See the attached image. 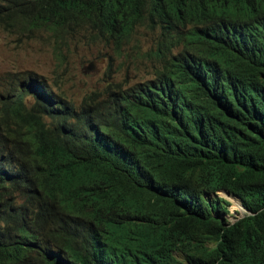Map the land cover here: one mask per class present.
<instances>
[{
  "label": "trees",
  "instance_id": "trees-1",
  "mask_svg": "<svg viewBox=\"0 0 264 264\" xmlns=\"http://www.w3.org/2000/svg\"><path fill=\"white\" fill-rule=\"evenodd\" d=\"M138 27L163 61L144 82L76 106L0 77V264H264V0H0V28L45 34L59 65Z\"/></svg>",
  "mask_w": 264,
  "mask_h": 264
},
{
  "label": "rangeland",
  "instance_id": "rangeland-1",
  "mask_svg": "<svg viewBox=\"0 0 264 264\" xmlns=\"http://www.w3.org/2000/svg\"><path fill=\"white\" fill-rule=\"evenodd\" d=\"M158 32V29L138 27L131 42L120 53L112 46L80 36L63 50L65 62L59 65L53 45L45 34L25 39L0 28V77L8 73L31 72L77 106L85 95L103 91L109 84L128 87L153 78L163 65V61L154 55ZM90 65L92 68L86 70ZM220 196L230 203L228 220L235 221L240 215L234 208L240 204L224 193Z\"/></svg>",
  "mask_w": 264,
  "mask_h": 264
},
{
  "label": "clouds",
  "instance_id": "clouds-1",
  "mask_svg": "<svg viewBox=\"0 0 264 264\" xmlns=\"http://www.w3.org/2000/svg\"><path fill=\"white\" fill-rule=\"evenodd\" d=\"M221 193H224L225 195H226V197H230V198H233V199H235L240 205H238V207H235L234 209H235V212L237 213V214H239L240 216L239 217H237L236 219H235V221L238 219V218H241V217H243L245 214H247L248 212L245 210V208L241 205V203L236 199V198H234V197H232V196H229L227 193H225V192H219L218 193V195L220 196V194ZM227 200V199H226ZM229 202V201H228ZM230 204V203H229ZM228 211H229V208H228ZM235 221H233V222H230V223H234Z\"/></svg>",
  "mask_w": 264,
  "mask_h": 264
},
{
  "label": "water",
  "instance_id": "water-1",
  "mask_svg": "<svg viewBox=\"0 0 264 264\" xmlns=\"http://www.w3.org/2000/svg\"><path fill=\"white\" fill-rule=\"evenodd\" d=\"M92 68V66L90 65L89 67H87V69L86 70H90Z\"/></svg>",
  "mask_w": 264,
  "mask_h": 264
},
{
  "label": "bare ground",
  "instance_id": "bare-ground-1",
  "mask_svg": "<svg viewBox=\"0 0 264 264\" xmlns=\"http://www.w3.org/2000/svg\"><path fill=\"white\" fill-rule=\"evenodd\" d=\"M163 194V193H162Z\"/></svg>",
  "mask_w": 264,
  "mask_h": 264
}]
</instances>
